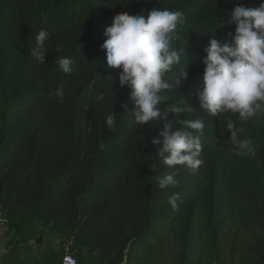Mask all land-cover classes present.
Wrapping results in <instances>:
<instances>
[{
    "label": "trees",
    "instance_id": "obj_1",
    "mask_svg": "<svg viewBox=\"0 0 264 264\" xmlns=\"http://www.w3.org/2000/svg\"><path fill=\"white\" fill-rule=\"evenodd\" d=\"M261 2L0 0V217L71 240L83 264H264V113L243 124L231 116L253 141V152L238 156L228 117H207L196 98L203 48L211 38L230 42L238 4ZM153 7L185 14L177 33L186 62L176 70L184 68L187 79L173 97L196 110L185 118L206 120L203 164L195 172L178 166L180 182L167 189L158 180L169 169L151 144L162 123H134L130 89L119 87V69L107 66L101 48L115 15H147ZM41 28L49 32L45 63L30 55ZM61 55L73 59L71 74L56 63ZM61 84L63 99H49ZM111 111L117 125L108 128Z\"/></svg>",
    "mask_w": 264,
    "mask_h": 264
},
{
    "label": "clouds",
    "instance_id": "obj_2",
    "mask_svg": "<svg viewBox=\"0 0 264 264\" xmlns=\"http://www.w3.org/2000/svg\"><path fill=\"white\" fill-rule=\"evenodd\" d=\"M185 23L182 11L167 8L153 7L147 15L117 14L111 26L105 28L103 36L106 39L101 45L107 66L119 69V87L130 89L134 123L141 127L156 121L162 123L161 130L151 140L157 149L153 156L169 169L158 180L161 189L179 184L178 166L195 172L203 164L202 136L206 120L185 118L186 113L196 110L189 103L174 102L173 97L187 79L184 68L176 70L178 65L186 62V40L177 33L178 26ZM229 23L234 26V32L229 34L230 42L211 38L203 48V76L196 98L198 110L207 117L221 114L228 117V142L236 155L247 156L253 152V141L241 135L244 129L238 127L237 120L231 116H236L243 124L264 113V2L257 8L238 4L231 12ZM177 40L182 45L179 48L175 43ZM48 41V30L39 29L35 47L30 50L34 60L45 63ZM57 51L61 49L57 48ZM56 63L64 74L72 73L71 57L61 55L56 58ZM48 97L63 99L64 86L61 84L49 90ZM97 99L102 100L103 96ZM121 107L128 114L127 105ZM170 115L184 118L173 121ZM105 124L108 128L117 125L114 111L109 113ZM152 167L156 165L153 163ZM178 199L179 194L175 193L168 203L176 208Z\"/></svg>",
    "mask_w": 264,
    "mask_h": 264
},
{
    "label": "crops",
    "instance_id": "obj_3",
    "mask_svg": "<svg viewBox=\"0 0 264 264\" xmlns=\"http://www.w3.org/2000/svg\"><path fill=\"white\" fill-rule=\"evenodd\" d=\"M7 226L6 221L0 223V264H46L51 255L55 256L54 264H61L64 249L47 229L41 230L35 223Z\"/></svg>",
    "mask_w": 264,
    "mask_h": 264
},
{
    "label": "built area",
    "instance_id": "obj_4",
    "mask_svg": "<svg viewBox=\"0 0 264 264\" xmlns=\"http://www.w3.org/2000/svg\"><path fill=\"white\" fill-rule=\"evenodd\" d=\"M5 222L0 217V223ZM61 242L62 248L64 249V255L61 259V264H79L76 258V251L73 249V243L71 240L58 241Z\"/></svg>",
    "mask_w": 264,
    "mask_h": 264
},
{
    "label": "rangeland",
    "instance_id": "obj_5",
    "mask_svg": "<svg viewBox=\"0 0 264 264\" xmlns=\"http://www.w3.org/2000/svg\"><path fill=\"white\" fill-rule=\"evenodd\" d=\"M63 191V189L61 188L60 190H59V193H61ZM8 227V229H11V228H13L12 227V224H9V226H7ZM11 227V228H10ZM24 228H22L21 230H23ZM246 239H247V234H245L243 237H242V240H241V244H245V242H246Z\"/></svg>",
    "mask_w": 264,
    "mask_h": 264
},
{
    "label": "water",
    "instance_id": "obj_6",
    "mask_svg": "<svg viewBox=\"0 0 264 264\" xmlns=\"http://www.w3.org/2000/svg\"><path fill=\"white\" fill-rule=\"evenodd\" d=\"M37 244H39V241H37ZM76 258H77V261H78L79 264H83L82 257H80L79 255H77Z\"/></svg>",
    "mask_w": 264,
    "mask_h": 264
}]
</instances>
